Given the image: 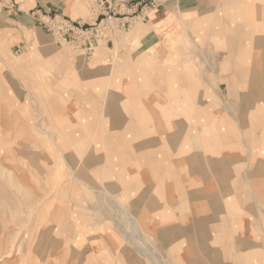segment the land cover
<instances>
[{"label": "rangeland", "instance_id": "374dc122", "mask_svg": "<svg viewBox=\"0 0 264 264\" xmlns=\"http://www.w3.org/2000/svg\"><path fill=\"white\" fill-rule=\"evenodd\" d=\"M225 1L219 0L217 6L229 7ZM233 1L239 20H229L232 14L223 9L222 15L208 20L206 32L194 31L207 35L198 41L187 31L185 17L170 15L166 0H158L154 7L144 2L135 26L120 28V22L115 32L105 28L97 33L100 23V29L108 23L100 18L86 24L97 14L91 10L96 8H91L94 0H86L83 12L71 16L79 17L77 21L56 11L35 10L30 13L29 29L15 20L20 15L17 2L0 0V264H121L123 245L130 254L146 256L151 241L144 223L152 220L154 202L143 206L133 200L142 194L154 200L149 188L160 173L152 165L176 159L180 144L171 145L166 137L180 128L177 122L186 124L183 117L168 116L160 132L153 115L169 114L173 99H183L172 88L186 86L180 82L185 75L194 87L207 86V103H221L212 89L228 49L225 38H212L214 24L236 25L245 34L264 21V0ZM244 12L250 25L241 19ZM155 21L162 33H168L160 37L162 48L156 51L165 45L166 49L157 61L143 65L138 55H131L137 37L130 31ZM128 90L136 104L127 101ZM190 100L197 104V99ZM185 102L176 108L177 114H187L190 106ZM218 107L212 105L207 111L209 125L219 122ZM196 124L194 120L190 125ZM197 131L198 126L190 127V133ZM128 161H139L135 169L146 175L138 184L125 181L134 175L119 171ZM107 163L120 181L113 178V183H123L125 195L120 188L106 187L111 181ZM177 169L186 170L185 166ZM141 183L142 189L136 190ZM260 193L264 202V191ZM260 210L264 214L263 205Z\"/></svg>", "mask_w": 264, "mask_h": 264}, {"label": "crops", "instance_id": "0c3cea01", "mask_svg": "<svg viewBox=\"0 0 264 264\" xmlns=\"http://www.w3.org/2000/svg\"><path fill=\"white\" fill-rule=\"evenodd\" d=\"M14 1L18 4L20 14L15 20L21 27L29 29L32 26L30 13L35 10L45 13L56 11L70 20L77 21L79 17H72L83 12L86 0ZM100 1L105 2V5L95 8L96 16L90 18L86 24L92 25L100 18L103 19L107 12L114 11L117 13L115 21L127 23L130 28L132 25L135 26V20L139 18V9L144 2L152 4V7L153 3L158 2V0ZM225 2L229 7H218L219 0H166V6L170 15L174 13L185 17L187 31H191L192 36L202 41L207 39V35L194 31L206 32L208 20L216 15H222L223 9L232 14L229 15V20L233 21L241 16L235 15L237 9L235 1ZM21 6L26 8L20 9ZM241 19L246 21L245 25H250L245 12ZM170 23L172 35L174 24ZM263 23L259 22L256 30L246 29L245 34L239 27L236 28V25L231 28L223 23H221L223 26L214 24L212 38H225L223 43L228 49L226 59L219 62L218 74L215 75L217 83H214L215 87L212 89L213 94L220 97L221 103L218 100L213 101V104L207 103V86L196 88L191 83L192 79L185 75L180 77V82L186 86L172 88V93L175 96H183V99L178 97L173 99L174 104L171 106V102L168 107L169 114L153 115L154 124L160 132L163 130L162 121L168 116L183 117L186 124L177 122L176 127L180 128L175 132L171 131L166 137L169 144H180L175 152L176 159L170 158L167 164L155 161L152 165L157 166L154 172L160 173V177L155 178L149 188L154 191V200H148L144 194L133 200L136 205L137 202L139 205L154 202L152 220L144 223L147 237L151 241L148 244L150 247L147 246L145 249L146 256L135 251L130 254V249L123 245L121 264H264V214L260 210L261 205L264 207L263 198H260V192L264 191ZM160 26L161 24L155 21L137 26L130 31L131 36L137 37L136 41L131 40L135 42L134 45L136 44L131 55H138L137 60L143 65L157 61L162 56L161 52L166 49L165 45L164 49L156 51L162 48L160 37L168 35L161 32ZM175 30L177 31V28ZM216 31L220 34H213ZM223 31L229 32L224 34ZM186 62L189 63L188 59ZM175 68L177 67L171 66L170 69ZM176 80L179 81L178 76ZM130 90L127 93L129 98L127 101L136 104L137 100L133 99L134 93ZM190 98L197 99V104ZM185 101L190 106L189 109H185L187 114H181L180 111L177 114L176 108L179 106L180 109L181 105H186ZM218 104L219 122H212L209 125L207 111L212 105ZM109 112H113V109L110 108ZM194 120L197 124L190 125ZM118 121L119 118H115V123ZM183 125L184 130L181 129ZM194 126H198L200 131L190 133V127ZM207 126H210V134H207ZM216 126L220 128L217 129ZM152 144L157 143L152 140ZM131 162L123 164L122 170L119 171L124 176L134 175L133 179L125 181L133 180L138 184L140 178H146V175L135 169L139 161ZM179 166H185L186 170L175 171ZM107 167L109 168L107 175L111 181L105 184L106 187L112 191L114 189L118 191L120 188L123 190V192L120 190L122 196L125 195L124 184L119 186L113 183L114 179L120 182L114 178V174H117L114 167L109 163ZM143 184H139L136 190H141ZM125 202L131 201L126 199ZM164 209L166 212L162 213ZM126 213L128 215V212ZM79 215L85 216L87 220L86 215L81 213ZM137 217H142L139 212ZM132 222L134 230L139 233L134 220ZM139 242L142 243L140 239Z\"/></svg>", "mask_w": 264, "mask_h": 264}, {"label": "built area", "instance_id": "2783aa9c", "mask_svg": "<svg viewBox=\"0 0 264 264\" xmlns=\"http://www.w3.org/2000/svg\"><path fill=\"white\" fill-rule=\"evenodd\" d=\"M94 5H95L96 8H99V7H102L104 4H103L102 2H98V1H96V4H93V5L91 6V8H95ZM107 14H108V17H107L108 20L111 19L112 16H114V17L116 16V13H115L114 11H109V12H107ZM143 18H144V16H143ZM101 24H102V23H100V25H101ZM100 25H99V27H100ZM108 25H109V26H108ZM108 25H104L105 27H103V29H100L99 27L96 28V29H95V33L99 32V31L103 32V30H104L105 28H106L107 30H110V31H112V32H115V31H117V30L114 31V29L118 28V26L121 25V24H116V25L108 24ZM127 25H128L127 23H122V25L120 26V28H124V27H126ZM108 28H110V29H108ZM104 31H106V30H104Z\"/></svg>", "mask_w": 264, "mask_h": 264}, {"label": "bare ground", "instance_id": "6f19581e", "mask_svg": "<svg viewBox=\"0 0 264 264\" xmlns=\"http://www.w3.org/2000/svg\"><path fill=\"white\" fill-rule=\"evenodd\" d=\"M94 4H96V1L94 2ZM94 7H95V5H94ZM91 10H94V9H91ZM107 17H108V14H107V13L104 14V15H103V19H102V21H104V22H106V23H108V24H112V25L119 24V22H116V21H115L114 16H112V18L109 19V20H108ZM137 229H138V228H137ZM135 231H137V230H135ZM149 256H151V255H149Z\"/></svg>", "mask_w": 264, "mask_h": 264}]
</instances>
